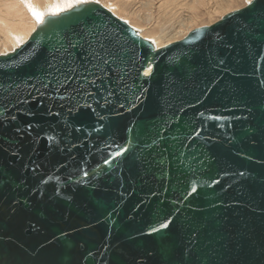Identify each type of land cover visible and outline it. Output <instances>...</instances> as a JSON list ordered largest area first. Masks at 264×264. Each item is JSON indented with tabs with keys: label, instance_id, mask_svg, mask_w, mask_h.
<instances>
[{
	"label": "water",
	"instance_id": "1",
	"mask_svg": "<svg viewBox=\"0 0 264 264\" xmlns=\"http://www.w3.org/2000/svg\"><path fill=\"white\" fill-rule=\"evenodd\" d=\"M0 264H264V0L161 47L87 2L0 54Z\"/></svg>",
	"mask_w": 264,
	"mask_h": 264
},
{
	"label": "bare ground",
	"instance_id": "2",
	"mask_svg": "<svg viewBox=\"0 0 264 264\" xmlns=\"http://www.w3.org/2000/svg\"><path fill=\"white\" fill-rule=\"evenodd\" d=\"M92 1L102 4L103 6L111 10L115 15L126 20L129 24L135 27H143L145 25V22L147 23V21H150V23H148L153 26V29L151 28L152 26L150 27V25L147 24V27L145 25V33H142V35L146 38L152 39L157 47H161L175 40H178L181 33H185L183 34L185 36L190 31V27L196 25V15H193L194 18H189L190 20H187V18L186 20H184L185 18L180 19V17H178L179 19L173 20L172 22L168 23L167 27L162 28L160 31H158L159 28H156L153 25V23H155L153 22V20L157 21L153 18L154 13H148L147 15L142 16L139 15V13L142 11L135 7H133V9H135H132V12H124L123 6L131 5V0H105V2L102 0H0V54H7L9 52H12L16 47L24 43L39 25H42L46 22L49 16L59 15L61 12L72 9L77 5ZM195 1L199 3V6L200 4L202 5V2L203 4L205 3L204 0ZM136 4H138V2ZM182 4L183 3H181L180 0H163V2L160 3L159 7H164L163 10H168V14H172L173 17H175L178 11L175 12L174 10L178 7H181ZM230 5L228 0L221 1L218 6L216 5V8L214 6L215 13L221 12V14H226L225 12L227 11V9L229 10L231 8ZM145 9L146 8H144V10ZM169 15L167 16L169 17ZM38 16L40 17L39 20L37 19ZM137 16L140 18H137ZM135 19H137L138 21H144V25H138L139 23H137ZM155 24L157 25L158 23ZM197 24L199 23L197 22ZM149 69L151 71V67L146 68L145 71L150 73Z\"/></svg>",
	"mask_w": 264,
	"mask_h": 264
},
{
	"label": "rangeland",
	"instance_id": "3",
	"mask_svg": "<svg viewBox=\"0 0 264 264\" xmlns=\"http://www.w3.org/2000/svg\"><path fill=\"white\" fill-rule=\"evenodd\" d=\"M102 1L105 2V0H102ZM110 1H112V0H110ZM180 1L183 4H182L181 7H178V8H176L174 10L175 12L178 11V13L176 14L175 17H173L172 14L169 15L168 14V12H169L168 10H166V11L163 10L164 7H162V8L159 7L160 3L163 2V0H159V1L158 0H131V5L123 6V10H124V12H126V11L132 12L133 7H135V8L140 9L142 11V12L139 13V15H142V16H145L148 13H150V14L154 13L155 16L153 14V18L156 19L158 22L154 21V20H153V22L158 23V24L156 25L155 23H153V25L156 28H159L158 31H160L162 28L167 27L168 23L172 22L173 20L179 19L178 17H180V19L185 18L184 20H186V18H187V20H190L191 18H194L193 15H196V19H195L196 20V22H195L196 25H193L192 27H190L189 30H191V29H193V28H195L197 26L213 23V22L217 21L219 18H221V16L224 14V13L221 14V12L220 13L219 12L215 13L216 5L218 6L220 4V2L223 1V0H221V1L220 0H208V2H207V0L206 1L204 0L205 3L203 4V2H202V5L200 4V6H199V3L197 1H195V0H180ZM228 1H229V5L231 4L230 5L231 8L229 10L227 9V11L225 13H227L230 10L232 11V10H234L236 8L242 7V6L247 4V0H228ZM137 2H138V4H136ZM148 4H150V5H148ZM214 6H215V8H214ZM144 8H146V9L144 10ZM161 9H162V12H161ZM167 15H169V17ZM137 18H140V17L137 16ZM170 18H171V20H170ZM198 18L199 19L201 18V19L199 20ZM213 19H214V21H213ZM141 20H143V19H141ZM135 21H137V23H139L138 25H144V21H140V20L138 21L137 19H135ZM148 22L150 23V21H147V23L145 22V25L147 26V24H148L151 27L152 25L149 24ZM197 22L199 24H197ZM144 26L143 27L139 26L140 28L137 27L138 29L141 30V34L145 33L144 31H145L146 26L145 27ZM151 28L153 29V26ZM183 34H185V33H183ZM183 34L181 33V35H179L178 39H181L184 36Z\"/></svg>",
	"mask_w": 264,
	"mask_h": 264
},
{
	"label": "snow or ice",
	"instance_id": "4",
	"mask_svg": "<svg viewBox=\"0 0 264 264\" xmlns=\"http://www.w3.org/2000/svg\"><path fill=\"white\" fill-rule=\"evenodd\" d=\"M249 5L254 4V0H247ZM37 19L39 20L40 17L38 16ZM94 43L96 44V48L89 54H87L84 57V61H86L89 64H93V67H98V64L93 63L94 61H99L100 63H103L105 65L104 71H107L109 73H112L115 71V69L112 67L114 64L115 60L118 59V53L113 52L110 49L107 48V38H96L94 40ZM91 47V43L89 45ZM73 47H76V45H73ZM83 66V62H82ZM77 70L73 67H69L67 72L65 73V79H76V76L73 75ZM84 71L88 72L89 69L87 67H84ZM150 71V69H149ZM145 75L148 74L147 71L144 73ZM86 79V77H85ZM94 83V81H93ZM203 115V114H201ZM212 119H219V117H210ZM107 162V161H106ZM86 175V173H85ZM195 191V189H193ZM168 227L167 224H162L161 228H166Z\"/></svg>",
	"mask_w": 264,
	"mask_h": 264
}]
</instances>
